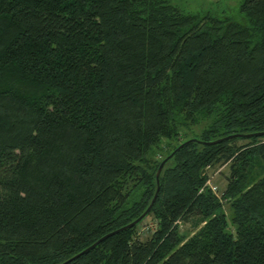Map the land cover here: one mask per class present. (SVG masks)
<instances>
[{
	"label": "trees",
	"instance_id": "16d2710c",
	"mask_svg": "<svg viewBox=\"0 0 264 264\" xmlns=\"http://www.w3.org/2000/svg\"><path fill=\"white\" fill-rule=\"evenodd\" d=\"M239 11L0 0V264H60L135 220L180 144L149 211L64 264H264V135H243L264 131V0Z\"/></svg>",
	"mask_w": 264,
	"mask_h": 264
},
{
	"label": "rangeland",
	"instance_id": "374dc122",
	"mask_svg": "<svg viewBox=\"0 0 264 264\" xmlns=\"http://www.w3.org/2000/svg\"><path fill=\"white\" fill-rule=\"evenodd\" d=\"M243 0H172V2L185 10L190 11H211L219 16H227L233 20L243 22L244 17L239 11L240 4ZM246 142L245 139L237 140V143ZM210 175V182L217 188L218 194L223 191L226 183V175L228 174L227 165H217L207 171ZM224 210L227 212V207L224 204ZM155 224L153 219L149 216L139 224L138 234L141 239H145L154 229ZM192 221L179 222V230L181 233L187 232L190 234L194 231Z\"/></svg>",
	"mask_w": 264,
	"mask_h": 264
},
{
	"label": "water",
	"instance_id": "95a60500",
	"mask_svg": "<svg viewBox=\"0 0 264 264\" xmlns=\"http://www.w3.org/2000/svg\"><path fill=\"white\" fill-rule=\"evenodd\" d=\"M234 135H240V134H234ZM234 135L224 136V137H221V138H218V139L212 140V141H207L206 143H217V142H220V141H222V140H225V139L231 138V137L234 136ZM243 135H244V136H248V137H249V136H260V135H264V131H259V132H254V133H248V134H243ZM182 145H183V144H180L179 146H177V147L175 148V150H173L172 153H174L176 150H178ZM172 153L169 154L166 158H164V159L160 162V164H159V166H158V168H157V171H156V175H155V177H156V183H157V187H156L155 193H154V195H153V197H152V199H151V202L149 203L148 207L146 208V210H145L140 216H138L135 220L131 221L130 223H128V224H126V225H124V226H122V227H120V228H118V229H116V230H113V231H111V232H109V233H107V234L101 236V237H100L98 240H96L94 243H92L91 245H89L88 247H86L85 249H83L82 251L76 253L75 255H73L72 257H70L69 259H67L66 261H64V262H62V263H60V264H64V263H66V262H68V261H70V260H72V259L78 257L79 255L85 253L86 251H88L89 249L93 248L96 244H98L99 242H101V241H102L103 239H105L106 237H108V236H110V235H112V234H114V233H116V232H118V231H121V230H123V229H125V228H127V227H130V226L136 224V223H137V222H138V221H139V220H140V219H141V218H142V217H143V216L149 211V209L151 208V206H152V204H153V202H154V200H155V198H156L157 192H158V190H159L158 181H159V174H160V171H161V169H162V167H163L165 161H166V160L172 155Z\"/></svg>",
	"mask_w": 264,
	"mask_h": 264
},
{
	"label": "built area",
	"instance_id": "2783aa9c",
	"mask_svg": "<svg viewBox=\"0 0 264 264\" xmlns=\"http://www.w3.org/2000/svg\"><path fill=\"white\" fill-rule=\"evenodd\" d=\"M206 183L212 188L213 191L216 192V186L211 184V182H210V178L207 180Z\"/></svg>",
	"mask_w": 264,
	"mask_h": 264
}]
</instances>
